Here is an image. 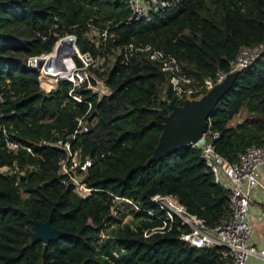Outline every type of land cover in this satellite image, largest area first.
<instances>
[{
	"label": "trees",
	"instance_id": "16d2710c",
	"mask_svg": "<svg viewBox=\"0 0 264 264\" xmlns=\"http://www.w3.org/2000/svg\"><path fill=\"white\" fill-rule=\"evenodd\" d=\"M167 1L171 6L147 21L130 19L122 0H0V264L222 263L220 247H192L178 239L175 227L144 237L160 222L112 202L113 196L127 198L162 218L150 200L170 195L210 228L228 212L227 191L213 183L198 151L187 147L150 161L169 102H181L158 64L143 52L124 60L116 47L163 51L202 83L228 72L243 47L264 44V0ZM103 31L105 41L96 35ZM66 35L76 37L81 53L102 61L89 71L106 95L79 89L83 102L73 101L66 81L46 93L39 73L27 68L28 57L51 52ZM241 112L244 119L234 124ZM84 115L89 129L73 147L92 160L85 182L97 191L86 199L61 185L57 163L64 153L56 144ZM208 126L219 134L215 151L230 162L248 146L264 145V51L237 74ZM3 129L21 145L17 152L4 147ZM15 167L16 174L1 172ZM128 215L132 220L123 223ZM49 217L55 230L69 235L32 243V221Z\"/></svg>",
	"mask_w": 264,
	"mask_h": 264
},
{
	"label": "built area",
	"instance_id": "2783aa9c",
	"mask_svg": "<svg viewBox=\"0 0 264 264\" xmlns=\"http://www.w3.org/2000/svg\"><path fill=\"white\" fill-rule=\"evenodd\" d=\"M122 1L130 10V19L135 20L148 21L152 14L171 6L167 0ZM96 35L103 41L107 39L106 31ZM99 39L96 40L97 46L101 42ZM263 51L264 44L243 47L232 61L228 72L218 71L213 77H207L202 83H197L183 73L174 57L163 51L151 46L135 47L132 44L116 47V52L123 55L124 60H128L137 52H143L150 61L158 64L161 71L167 76L168 85L175 99L181 103L186 100L199 99L213 86L221 83L228 74L235 71L240 72L249 67ZM49 58L54 61L51 66H46L44 61ZM65 58L70 61L68 70L65 63L62 62ZM39 60L43 61L40 67H38ZM101 64L102 61L99 58L79 51L77 39L73 35L59 38L51 52L28 57L26 61L27 68L39 73L40 86L46 93L54 90L59 81H66L71 85L68 97L79 103L83 102L81 97L75 93L79 89L92 91L100 96L107 94L108 91L100 82L98 85L93 84L89 71L90 67ZM88 107L90 109V104ZM88 129V121L84 115L77 120L76 128L67 140L58 139V135L54 133L58 139L56 144L62 147L64 153V158L57 163L58 173L61 177L60 183L63 186H71L74 193L83 199L89 198L93 192L97 191L85 182L92 160L89 157H83L81 148L73 147V143L77 135L87 132ZM5 131L3 129L4 147L9 151L17 152L21 145ZM218 139L219 134L212 132L208 126L201 139L190 146L199 152L200 159L212 174L213 183L227 191L228 212L215 227H208L201 218L189 213L177 198L170 195L157 194L150 200L151 204L163 214L162 218L155 216L152 211L140 208L127 198L113 196L112 202L117 209L131 208L135 212L146 213L160 222L159 226L146 230L144 237H149L152 234H165L175 227L179 231L178 239L192 247L199 249L220 247L221 264H246L249 257L255 256L264 260V252L258 251L251 245L253 232L248 222L254 199L261 197L264 200V145L252 144L239 153L234 161L230 162L215 151L214 142ZM41 144H45V141H41ZM26 150L30 151L29 148ZM8 170L9 172L6 173L8 175L18 172L16 167L13 172ZM114 216H117L116 211ZM176 221L179 222V225H175ZM123 223L129 222L123 220Z\"/></svg>",
	"mask_w": 264,
	"mask_h": 264
},
{
	"label": "water",
	"instance_id": "95a60500",
	"mask_svg": "<svg viewBox=\"0 0 264 264\" xmlns=\"http://www.w3.org/2000/svg\"><path fill=\"white\" fill-rule=\"evenodd\" d=\"M42 63L43 61L39 60L38 67ZM238 73L235 71L228 74L221 83L213 86L199 99L186 100L181 105L170 101V113L163 118L162 132L150 161L161 160L198 142L208 127L210 114L232 88ZM50 218L45 223L32 221L34 226L32 243L41 241L47 245L50 241L69 235L67 232L55 230L51 226Z\"/></svg>",
	"mask_w": 264,
	"mask_h": 264
},
{
	"label": "crops",
	"instance_id": "0c3cea01",
	"mask_svg": "<svg viewBox=\"0 0 264 264\" xmlns=\"http://www.w3.org/2000/svg\"><path fill=\"white\" fill-rule=\"evenodd\" d=\"M250 212L248 222L253 232L251 245L264 252V200L261 197L254 199ZM246 264H264V260L249 257Z\"/></svg>",
	"mask_w": 264,
	"mask_h": 264
},
{
	"label": "rangeland",
	"instance_id": "374dc122",
	"mask_svg": "<svg viewBox=\"0 0 264 264\" xmlns=\"http://www.w3.org/2000/svg\"><path fill=\"white\" fill-rule=\"evenodd\" d=\"M244 117H245V113L243 112H241L235 119H234V121H233V123L234 124H236V123H238L239 121H241L242 119H244ZM1 171L2 172H5V173H8L9 172V170L7 169V168H3V169H1ZM132 220V217L131 216H127L125 219H124V221H126V222H130ZM256 257V256H255ZM257 258V257H256Z\"/></svg>",
	"mask_w": 264,
	"mask_h": 264
},
{
	"label": "bare ground",
	"instance_id": "6f19581e",
	"mask_svg": "<svg viewBox=\"0 0 264 264\" xmlns=\"http://www.w3.org/2000/svg\"><path fill=\"white\" fill-rule=\"evenodd\" d=\"M53 61L54 60L52 58H49V59L45 60L44 62L46 64V66H51V64H52ZM62 62L65 63V65L67 67V70H68L70 68V61H69V59L68 58H65Z\"/></svg>",
	"mask_w": 264,
	"mask_h": 264
}]
</instances>
